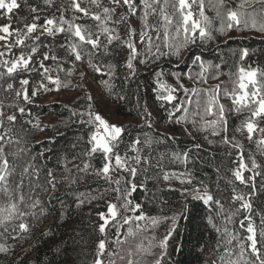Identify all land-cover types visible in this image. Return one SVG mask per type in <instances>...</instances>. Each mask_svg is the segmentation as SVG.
Here are the masks:
<instances>
[{
	"label": "snow or ice",
	"instance_id": "snow-or-ice-1",
	"mask_svg": "<svg viewBox=\"0 0 264 264\" xmlns=\"http://www.w3.org/2000/svg\"><path fill=\"white\" fill-rule=\"evenodd\" d=\"M22 3L29 15L19 16L15 21L17 26L13 27V16L16 10L21 8V0H0V18L7 20V23L0 24V90L6 94L5 98H11L13 101L8 107L16 108L20 114H24L26 109L20 106L19 101L30 104L41 92L48 93L70 87L71 81L62 79L59 74L64 72L70 77L75 70V62L85 61L97 73H103L110 78L114 76L117 66L99 59L100 56L119 55V52H113V47L128 50L124 66L134 76V61L140 55L135 39L137 36L139 43L146 45L147 54L140 60L141 64H146L149 60L154 62L164 55L179 58L182 51L190 45H196L198 41L206 43L215 40L214 32L220 36H227L233 29L264 33V0H239L235 8L230 5V0H216L211 10L220 21L218 27L213 24L212 18L206 15L205 0H59V3L58 0H41L44 7L30 4L29 0H22ZM69 12L72 13L70 18L66 15ZM134 17L139 21V30L132 25ZM85 18L94 24L78 22ZM153 20L155 23L151 22ZM121 30L124 32V38L121 36ZM58 37H62V40ZM165 48L169 49V53L163 51ZM60 51L74 58L72 69H65L66 61L64 56L58 54ZM248 54L247 48L241 49L240 60L243 61ZM196 60L200 61V57H196ZM48 61L53 63H46ZM207 67L213 65L209 64ZM215 67L218 69L220 66ZM200 68L198 76L206 83L205 64L201 62ZM83 75L81 73V77ZM156 75L158 101L171 103L178 99L175 95L177 91H188L178 74H173L177 80L176 87L163 81L162 72ZM34 76H38L39 80L34 81ZM260 77H264V71L260 69L238 68L235 87L231 92L224 93L233 105L228 110L219 102L220 85H216L214 90L204 89L207 102L203 115L199 111L196 113L202 121L198 130L212 128L214 135L226 133V111L240 114L243 120L236 131L246 132L247 140L254 141L257 152L264 157V126H260V122L264 121V83ZM213 78L218 79V76ZM188 79H192L191 75ZM100 83L111 94L112 86L109 81L101 80ZM118 98L124 99L123 96ZM85 99L89 102L85 111L72 110V115L86 116L87 120L82 119L81 123L94 128L87 141L90 147L85 156L92 157L100 153L102 165L93 169V165L86 161L82 168L76 167L80 172L103 179L111 192L115 193V202H107V212L97 214L102 221L97 226L98 231L104 238L99 239L91 264H118V261H125L126 256L127 264H144V256L156 255L153 248L160 249V253L152 264H162L161 257L166 255L173 229H169L158 241L153 236L147 246L142 239L140 243L135 244V250L132 247H122L129 243V238L135 239L145 230L139 222L149 221L153 226L159 223L155 217L146 216L142 205L131 199L138 187L147 190V177L141 179L139 185L136 183L141 170L145 173L148 170L144 165L150 163L149 157L140 154L139 145L142 141L136 138L131 142L129 151L135 155L129 156L128 152L122 155L120 144L125 128L110 124L98 112L92 111L91 95H86ZM4 108V101L0 99V198H6V202H0V228H3L5 233L10 227L12 232L28 233L30 226L26 218L35 217L36 212L32 210L40 207L42 203L32 195L35 190L32 177L36 176L38 179L39 173L34 163L29 161L22 167L19 172L20 179L13 187L14 177L20 167L16 159L25 150H12L14 145L20 144L18 132H14L17 115L15 112L7 114ZM173 109L174 111L169 113L170 119L174 118L176 123L187 122L186 116H176L178 112H186L183 104H173ZM147 115L150 116L151 113ZM205 116L214 118L205 120ZM27 123L34 128L39 127L38 119L35 122L29 120ZM191 123L195 125L197 121L193 119ZM222 142L240 149L238 162H234L236 166L230 170L231 178L228 180L232 190L230 205L238 206L225 208L224 203L214 198L206 188L193 189L195 198L216 206L215 216L210 215L208 222L217 232L218 238L210 250L212 255L206 264H264V180L257 183V177L264 176V164L258 162L256 155L252 153L248 154L246 160L243 146L236 142L235 137L224 135ZM143 143L150 146L152 141L146 139ZM187 158V154H184L181 162L186 163ZM49 176H52L51 172ZM169 178V174L165 173L164 179ZM76 182L75 179L72 180V183ZM237 182L247 191L238 190ZM57 183L54 177L48 181L53 191L56 190ZM188 183H191V180H188ZM109 189H105V192ZM44 191H47V188ZM96 199L103 200L104 194L99 197L92 196L88 202ZM83 204L84 200L78 198L77 206ZM43 213L44 209L41 207L40 214ZM217 218L224 221L223 227L214 222ZM169 219L175 224V217ZM14 221L19 223L14 224ZM237 222L239 230L235 227ZM124 225L129 227L122 233ZM109 226L115 229L111 237L107 234ZM9 251L5 244H0V253L7 255ZM125 252L126 256L122 254ZM134 255H139L140 259H132Z\"/></svg>",
	"mask_w": 264,
	"mask_h": 264
},
{
	"label": "trees",
	"instance_id": "trees-1",
	"mask_svg": "<svg viewBox=\"0 0 264 264\" xmlns=\"http://www.w3.org/2000/svg\"><path fill=\"white\" fill-rule=\"evenodd\" d=\"M215 2L216 0H205V12L218 27L220 21L211 10ZM29 3L44 7L41 0H29ZM238 3L239 0H230L233 8ZM28 15L27 8L21 0V8L16 10L13 16V27L17 26L15 21L19 16ZM66 15L70 18L72 13ZM78 22L94 24L87 18ZM151 22L155 23V20ZM4 23H7V20L0 18V24ZM132 25L139 30L137 18L132 19ZM172 31L174 34V29ZM152 35L155 42V33ZM213 35L216 37L215 40L206 43L198 41L196 45H190L183 50L179 58L164 55L159 60L154 62L149 60L146 64L140 63L147 54L146 45L138 43L137 50L140 55L134 61L136 66L134 76L124 66L128 52L126 48L113 47V52H119V55L99 57L103 62H111L117 66L115 75L111 78L103 73H97L85 61L75 62V70L70 77L64 72L59 74L62 79L71 81L70 87L48 93L41 92L30 104L19 101L20 106L26 109L24 114H20L14 107H8L13 101L11 98H5L6 94L0 90V99H3L5 105L4 111L7 114L15 112L17 115L14 132H18L20 144L14 145L12 150L16 148L25 150L16 159L20 167L14 177L13 187L20 179L19 172L22 171V167L32 161L39 173L38 179L36 176L32 177L35 188L32 195L34 199L39 198L42 202L40 207L32 210L36 212V216L26 218L30 226L28 233L12 232L11 227L5 233L3 228H0V244H5L10 249L7 255L0 253V264H91L93 261L96 245L99 239L104 238L98 231L97 226L102 221L97 214L107 212V202H115V193L111 192L103 179L80 172L76 167L82 168L86 161L93 165V169L102 165L100 153L92 157L85 156L90 147L87 141L94 128L81 123L82 119L87 120L86 116L72 115V110L85 111L89 103L85 99L86 95L93 98L92 111L98 112L105 119L119 120V126L125 128L120 144L122 155L124 152H128L129 156L135 155L129 151V146L136 138L142 141L139 145L140 154L149 157L150 163L144 165L148 170L146 173L141 170L136 183L139 185L141 179L147 177V190L138 187L131 199L142 205V211L146 216L155 217L159 221L155 226L146 221L149 233L156 241L163 238L169 229H173L166 255L161 257L162 264H206L212 255L210 250L218 238L217 232L208 222L210 215L215 216L216 206L206 204L202 199L195 198L196 196L186 195L178 173L187 172L195 184L200 182L206 184V190L228 208L238 206L230 205L232 190L228 180L231 178L230 170L236 166L234 162H238L240 149L224 144L222 137L224 135L235 137L236 142L243 146L246 160L248 154L252 153L256 155L258 162L264 164V157L257 152L254 141L247 140L246 132L236 131L242 123V115L226 111L228 120L226 133L214 135L212 128L198 130L202 121L196 113L199 111L203 115L207 102L204 89L214 90L216 85H220L219 102L228 110L233 105L231 99L224 93L231 92L235 87L238 68L244 67L246 70L256 68L264 71V33L233 29L227 36H220L216 32ZM121 36L124 38L123 30ZM58 39L62 40V37ZM243 48H247L249 54L241 61L240 50ZM163 51L169 53L167 48ZM58 54L65 58V69H72L74 58L66 56L63 51ZM196 57H200V61H197ZM201 62L206 66L204 71L206 83L198 76L201 72ZM209 64L213 67L208 68ZM215 65L220 67L217 69ZM161 72L163 81L173 87L177 86L173 74H178L188 91L185 92L183 89L177 91L175 95L178 99L171 103L158 101L156 74ZM81 73L84 74L83 77ZM189 75L192 79H188ZM217 76L218 79L213 78ZM260 79L264 83V77ZM33 80H39V77L34 76ZM101 80L109 81L112 86L111 94L100 83ZM193 89L196 91L193 92ZM62 93L72 95L48 100ZM119 96H123L124 99L120 100ZM173 104H183L186 112H178L176 116H186L187 122L176 123L174 118L170 119L169 113L174 111ZM147 113L151 115L148 116ZM46 118L50 121L46 122ZM213 118L204 117L205 120ZM37 119L38 128L27 123L29 120L35 122ZM193 119L197 121L195 125L191 123ZM260 126H264V121L260 122ZM146 139H151L150 146L143 143ZM184 154L188 157L186 163L181 162ZM91 171L92 169L89 170ZM49 172L52 173L51 177ZM165 173L170 176L168 180L164 179ZM173 173L175 175H172ZM53 177L58 181L55 191L48 184ZM73 179L77 182L72 183ZM262 180L264 176L257 177L258 184ZM236 187L238 190L247 191L238 182ZM45 188L47 191H44ZM105 189L109 190L105 192ZM102 193L103 200L88 202L92 196L99 197ZM78 198L84 200V204L79 207ZM0 202H6V198H0ZM41 207L44 209L42 215ZM172 217H175V224L169 219ZM214 222L223 227L222 219L217 218ZM13 223L18 224L19 221ZM127 226L129 225L121 229L122 233ZM235 227L239 230L238 222ZM109 231L111 237L115 229L109 227ZM156 250L158 251L156 255L159 256L160 249Z\"/></svg>",
	"mask_w": 264,
	"mask_h": 264
},
{
	"label": "rangeland",
	"instance_id": "rangeland-1",
	"mask_svg": "<svg viewBox=\"0 0 264 264\" xmlns=\"http://www.w3.org/2000/svg\"><path fill=\"white\" fill-rule=\"evenodd\" d=\"M136 39V38H135ZM136 41H137V44L139 43V38L137 37V39H136ZM137 48H138V46H137ZM127 55H128V52H126V56H125V59H124V64H125V61H126V58H127ZM93 86L94 87H96V89H98V87H97V85L96 84H94L93 83ZM72 95V93H62V94H58V95H54V96H52L51 98H49L48 100L49 101H52V100H54V99H62V98H66V97H70ZM110 124H115V125H117V126H119V124H120V121L119 120H115V121H111V120H109V119H106ZM45 121L47 122V121H50V119L49 118H46L45 119ZM178 175H179V177H180V184H181V187L184 189V192H185V194L186 195H193V196H196V193H194L193 192V189H195V188H201V189H205V185L206 184H204L203 182H200L199 184H195L192 180V177L189 175V174H187V172H180V173H178ZM188 180H191V183H188ZM208 191V190H207ZM210 194H211V192L210 191H208ZM140 224H141V227L142 228H144L145 230L144 231H142V232H140L138 235H137V237L135 238V239H132V238H129V243H127V244H125V245H123L122 247L124 248V249H127V248H129V247H132L133 248V250H135V244H137V243H140L141 242V240L143 239V243H144V245L145 246H147L148 245V243H149V241L151 240V233H149V230H148V226H147V222L146 221H141V222H139ZM126 225H124V227H125ZM109 227H111V226H109ZM123 227V228H124ZM129 226H127V228H128ZM132 227H135L134 225H132ZM122 228V229H123ZM121 232H122V230H121ZM114 233V232H113ZM108 236L110 237V231H109V229H108ZM153 243H155L154 241H153ZM153 252L155 253V254H157L158 253V251L156 250V248H153ZM122 254H124L125 256H126V252L125 253H122ZM158 257V255H153V256H144L143 257V260H144V264H152V261L154 260V259H156ZM105 259H107V253H105ZM132 259H134V260H136V259H140V257H139V255H134L133 257H132ZM118 264H127V256H126V259H125V261H123V262H120V261H118Z\"/></svg>",
	"mask_w": 264,
	"mask_h": 264
}]
</instances>
